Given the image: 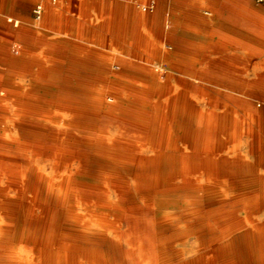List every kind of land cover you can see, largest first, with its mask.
<instances>
[{
  "label": "bare ground",
  "instance_id": "obj_1",
  "mask_svg": "<svg viewBox=\"0 0 264 264\" xmlns=\"http://www.w3.org/2000/svg\"><path fill=\"white\" fill-rule=\"evenodd\" d=\"M146 61L0 54V264H264V145L235 140L215 71Z\"/></svg>",
  "mask_w": 264,
  "mask_h": 264
},
{
  "label": "crops",
  "instance_id": "obj_2",
  "mask_svg": "<svg viewBox=\"0 0 264 264\" xmlns=\"http://www.w3.org/2000/svg\"><path fill=\"white\" fill-rule=\"evenodd\" d=\"M50 1L55 7L48 1L43 15L46 12L45 17L54 24L56 36L48 39L45 33L34 35L31 28L28 34L25 29L24 32L8 36V43L17 40L31 50L34 47L51 48L50 52L29 54L35 55L34 57L54 56V62L62 61L65 47L79 48L81 50L71 51L74 70L104 69L110 65L107 57L115 54L103 56L90 49L95 45L118 47L125 49L126 56H140L138 49L141 46L142 20L151 16L143 15L138 6L141 0ZM157 5L160 14L171 16V68L215 71L218 74L216 86L222 88L223 99L225 87L232 90L243 88L249 96H254L255 86L264 87V58L256 60L264 50V9L257 1L157 0ZM2 8L0 5V10ZM63 9L67 13L66 17L63 16ZM13 13L18 14L17 11ZM32 16L35 25L39 20L33 10ZM12 20L8 18V21ZM17 25L15 22V26ZM10 30L13 29L8 31ZM65 32L72 35L71 42L65 39ZM17 34L22 35L16 37ZM24 57L25 66L38 62L25 55ZM149 57L151 58L146 54L145 58ZM120 58L127 66L144 64L131 58ZM84 64L87 66H83ZM29 69L34 70L31 67Z\"/></svg>",
  "mask_w": 264,
  "mask_h": 264
},
{
  "label": "rangeland",
  "instance_id": "obj_3",
  "mask_svg": "<svg viewBox=\"0 0 264 264\" xmlns=\"http://www.w3.org/2000/svg\"><path fill=\"white\" fill-rule=\"evenodd\" d=\"M49 1L50 4H52V7H55L54 4L50 0H0V5L3 6L2 10H0V54H11L15 56H27L31 60H38L37 64L36 62L32 64V66H25L26 68L31 67L36 69H49V68H73V63L72 61H68V57H61V62H54L55 59L54 56H36L35 55H30L29 52L32 53H37V52H50L51 48H46V47H37L33 48L32 50L26 45L23 44L22 42H19L16 40L14 42L11 40L8 44L9 38L8 36H12L16 34L17 32H24L26 29V33L28 34L29 30L32 28V32L35 34H42L45 33V36L48 39H53L56 36L55 32V26L54 24L48 20L44 12L42 14L41 20L37 22L35 25H33V16H32V10L34 11V7L37 4L42 3L43 9L44 6L47 7V2ZM45 2V3H44ZM263 9L264 5L260 2H257ZM7 9V10H4ZM141 9V8H140ZM14 11H17L18 14L13 13ZM47 11V8L46 10ZM143 15H151L150 18L142 20V30L140 33V38H141V46L138 49V52L141 53L139 57L136 56H126L125 54V49H120L118 47H113V48H106L100 45H95L91 47V50H96L98 53H101L103 56L112 53L120 57H124L125 59H132L134 61H137L138 63H147L146 61V54L151 56L152 58V66L156 67H168L171 65V58L169 55H171V16L169 14H160L158 5L156 3V6L148 11L142 10ZM63 16H67V13L65 9H63ZM32 16V17H31ZM69 16V15H68ZM8 18H12L13 20L10 22L8 21ZM46 18V19H45ZM41 21V22H40ZM15 22H17V26H15ZM96 22V21H95ZM32 25V26H31ZM9 29H13L8 31ZM3 33V36H2ZM2 36V37H1ZM65 39L72 41V35L69 33L65 32L64 33ZM66 43V42H65ZM68 43V42H67ZM1 50V48H3ZM65 52H71V51H77L81 49H73V47H65L63 49ZM130 51V50H129ZM18 52V54H15ZM144 54V55H143ZM142 55V56H141ZM161 56V57H160ZM260 57L264 58V50L261 56L257 57V61L259 60ZM52 58V60H51ZM157 58V59H156ZM60 59V58H59ZM157 61V62H156ZM154 63V65H153ZM159 64V65H158ZM91 65V64H90ZM7 65L1 64L0 67H6ZM83 66H87V64H84ZM92 66V65H91ZM36 68V69H35ZM226 75V74H225ZM251 76V75H250ZM253 76V75H252ZM259 76V74H257ZM210 82V81H209ZM259 82H257L258 84ZM221 90V99L223 100V104L225 107L223 110L228 107H232L233 109V114L238 117L239 119L237 120V124L239 125L238 128L234 130L235 132V140L239 141L241 140V147L247 148L248 144L251 149V155H252V162L257 164V150H258V138L261 140L259 143L260 145H264V134L263 131L261 130H256V128L251 129L253 131L252 136H250L249 133H251V130L248 128L247 125H244V120H242L246 112L243 110V107L245 106L246 103L248 102H253L255 104L254 110H251V113L256 115L263 116L264 115V87L262 85H257L254 88V96L251 95L249 96L247 94V91H245L243 88H236L235 90L232 89H227L226 87L224 88V99L223 97V92L222 88ZM228 94L234 95L235 99L237 102H232L233 98L229 97ZM250 98V99H249ZM249 99V100H248ZM226 110V109H225ZM243 125V126H242ZM250 131H249V130ZM237 132V133H236ZM237 134V135H236ZM226 135L223 134L224 139L226 140ZM246 135V136H245ZM242 136V138H241ZM252 139V140H251ZM256 143V146H255ZM244 145V146H243Z\"/></svg>",
  "mask_w": 264,
  "mask_h": 264
},
{
  "label": "built area",
  "instance_id": "obj_4",
  "mask_svg": "<svg viewBox=\"0 0 264 264\" xmlns=\"http://www.w3.org/2000/svg\"><path fill=\"white\" fill-rule=\"evenodd\" d=\"M262 4H264V0H256ZM157 0H141L138 3V6L144 10L148 11L153 9L156 6ZM42 12H43V6L41 4H37L34 7V14L36 19H40L42 17Z\"/></svg>",
  "mask_w": 264,
  "mask_h": 264
}]
</instances>
